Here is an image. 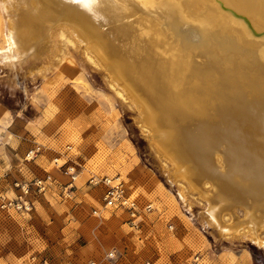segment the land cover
Here are the masks:
<instances>
[{"label": "bare ground", "instance_id": "bare-ground-1", "mask_svg": "<svg viewBox=\"0 0 264 264\" xmlns=\"http://www.w3.org/2000/svg\"><path fill=\"white\" fill-rule=\"evenodd\" d=\"M0 15L13 84L54 61L57 38L80 44L206 200L199 222L264 245V0H0Z\"/></svg>", "mask_w": 264, "mask_h": 264}, {"label": "rangeland", "instance_id": "rangeland-1", "mask_svg": "<svg viewBox=\"0 0 264 264\" xmlns=\"http://www.w3.org/2000/svg\"><path fill=\"white\" fill-rule=\"evenodd\" d=\"M5 31L0 15V48ZM57 39L54 61L27 69L26 76L20 71L19 85L0 66V195H12L17 179L46 170L55 177L29 213L0 211V264H194L197 255L200 264H264V245L244 237L246 229L215 238L212 226L199 222L206 200L161 161L136 106L117 93L80 44ZM34 144L43 151L31 161L25 154ZM65 153L78 173L67 190L68 175L52 165ZM91 175L120 176L140 207L154 208L140 213L137 226L127 223L125 210L101 207L102 188L89 184ZM241 209L236 206L240 218ZM109 251L116 256L108 258Z\"/></svg>", "mask_w": 264, "mask_h": 264}, {"label": "built area", "instance_id": "built-area-1", "mask_svg": "<svg viewBox=\"0 0 264 264\" xmlns=\"http://www.w3.org/2000/svg\"><path fill=\"white\" fill-rule=\"evenodd\" d=\"M42 151L43 148L39 144H34L27 150L25 158H30L31 161L36 160L42 154ZM66 151V153H68L70 147L67 148ZM66 153L57 155L52 161L54 166L69 177V182L67 183L68 185L65 190L73 187V183L78 176L74 162L69 157L70 155H66ZM88 182L93 186L102 187L101 207L103 209L125 210L129 215L127 223L133 226H137V218L142 211L149 212L154 208L151 203H147L143 207H140L138 201L128 192L123 180L118 175H115L114 177L108 175H91ZM53 184H55V177L47 170L44 174L32 179L15 180L12 188L13 194L7 195V193H3L0 195V211L5 212L8 215H11L12 213H29L35 205V198L40 194L45 193ZM92 213L99 216L101 214V209L93 208ZM170 228H172V226H170ZM115 256V251H109L107 253L108 258H114ZM199 259L198 255L195 256L194 264H200ZM40 264H49V262L47 259H42ZM91 264L95 263L91 262ZM143 264L154 263L147 260Z\"/></svg>", "mask_w": 264, "mask_h": 264}]
</instances>
